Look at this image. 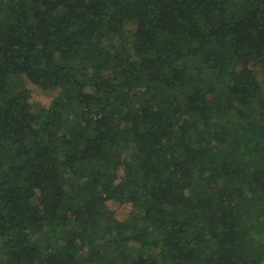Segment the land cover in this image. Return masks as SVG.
I'll return each mask as SVG.
<instances>
[{
	"label": "trees",
	"instance_id": "obj_1",
	"mask_svg": "<svg viewBox=\"0 0 264 264\" xmlns=\"http://www.w3.org/2000/svg\"><path fill=\"white\" fill-rule=\"evenodd\" d=\"M0 264H264V0H0Z\"/></svg>",
	"mask_w": 264,
	"mask_h": 264
},
{
	"label": "rangeland",
	"instance_id": "obj_2",
	"mask_svg": "<svg viewBox=\"0 0 264 264\" xmlns=\"http://www.w3.org/2000/svg\"><path fill=\"white\" fill-rule=\"evenodd\" d=\"M136 25L138 27H143V24H141V22H136ZM135 27V26H134ZM244 68L252 70V69H256V70H260L259 69V60L256 57V54L254 52H251L248 56V58L244 61ZM39 103L41 104H46L48 101V97L41 95L38 100ZM137 206L138 204H136L133 201H126L122 204H117V207L115 209V216H117L120 219H125L127 218V215H129L131 212H133L134 210H137ZM94 213V208L92 209H84L81 212V215L84 216L85 218H89L91 215H93Z\"/></svg>",
	"mask_w": 264,
	"mask_h": 264
}]
</instances>
